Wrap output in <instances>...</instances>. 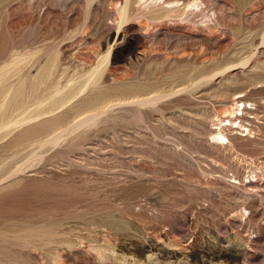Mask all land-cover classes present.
<instances>
[{
	"label": "rangeland",
	"instance_id": "rangeland-1",
	"mask_svg": "<svg viewBox=\"0 0 264 264\" xmlns=\"http://www.w3.org/2000/svg\"><path fill=\"white\" fill-rule=\"evenodd\" d=\"M166 1L0 0V264H264V0Z\"/></svg>",
	"mask_w": 264,
	"mask_h": 264
},
{
	"label": "bare ground",
	"instance_id": "bare-ground-1",
	"mask_svg": "<svg viewBox=\"0 0 264 264\" xmlns=\"http://www.w3.org/2000/svg\"><path fill=\"white\" fill-rule=\"evenodd\" d=\"M94 0H86V3L87 4H91L92 2H93ZM175 1H177V0H174V1H172V0H167L166 1V3L168 4V6H167V4L164 6V12H171L172 11V7H174L175 5H171L173 2H175ZM187 1V0H186ZM189 1V0H188ZM139 2V3H138ZM143 2V0H124V2L123 3H121V4H119L120 6H118V13H119V15L121 16V18H123V19H126V18H129L130 16H133L137 11H138V9H139V7H140V3H142ZM195 2V1H194ZM193 2V3H194ZM198 2V0L196 1V3ZM194 5V4H193ZM196 5H198V4H196ZM187 6V5H186ZM190 6V5H189ZM185 8H187V7H185ZM168 13V14H169ZM109 54V53H108ZM107 58H108V56H107ZM81 92V91H80ZM242 96V95H241ZM236 97V96H235ZM157 99V98H156ZM146 100V99H145ZM149 100V99H148ZM242 103V105L241 106H243V107H241V109H240V104ZM246 104H248V103H246ZM246 104L244 103V102H240V101H237L234 105H236L235 107H237V110H236V113H237V111H239V110H241L242 112H241V114L242 115H244V111H245V108H246ZM233 105V106H234ZM249 105V104H248ZM229 106H231V105H229ZM248 107V106H247ZM251 108V107H250ZM229 112V111H228ZM249 112V111H248ZM228 114V113H227ZM230 114V113H229ZM231 114H234V113H231ZM246 114H248V113H246ZM98 115V114H97ZM226 115V114H225ZM237 116L238 115H236V117L234 116V115H231L230 116V118L228 119V123L227 124H224L225 123V121H224V123H223V120H221L219 123H220V128H219V131L218 132H215L216 134L214 135L213 134V136H215V138L217 139H220V140H223L224 142H223V144L225 143V141H226V145L227 146H229V147H231L237 140H239V138H238V136L239 135H237V134H234V133H237V132H235V130L236 129H238L239 127H242V129H243V127H244V125L242 124V121H240L239 122V124H238V126L236 127V126H234V123L236 122V120L235 119H233V117H235V118H237ZM246 116V115H245ZM95 119V115H91V116H89V117H85V118H83V120H80L79 122L77 121V123L75 124L76 125V127L77 126H81L82 124H86V123H88V125H89V122H91V121H93ZM219 120V119H218ZM238 120V119H237ZM239 120H241V119H239ZM226 121H227V119H226ZM246 122V121H245ZM252 122V121H251ZM250 123V122H249ZM228 126H231V127H228ZM75 127V126H74ZM77 128H79V127H77ZM245 128V127H244ZM246 129V128H245ZM224 130H229V132H230V135L229 134H225V132H224ZM248 130V129H247ZM251 130V129H250ZM249 130V131H250ZM234 132V133H233ZM251 132V131H250ZM249 132V133H250ZM251 134V133H250ZM56 137V136H55ZM240 137V136H239ZM60 138V137H59ZM242 138H243V136H242ZM56 139H54V140H51V141H55ZM59 140V139H58ZM57 140V141H58ZM50 141V142H51ZM59 142V141H58ZM57 142V143H58ZM222 142V141H221ZM54 143H56V142H54ZM219 143V142H218ZM234 186V185H233ZM244 210H246V209H244Z\"/></svg>",
	"mask_w": 264,
	"mask_h": 264
}]
</instances>
